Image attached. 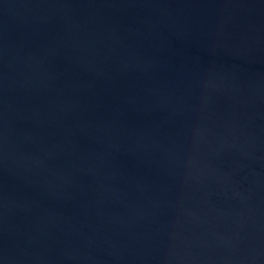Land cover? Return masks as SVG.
<instances>
[{"label": "water", "instance_id": "obj_1", "mask_svg": "<svg viewBox=\"0 0 264 264\" xmlns=\"http://www.w3.org/2000/svg\"><path fill=\"white\" fill-rule=\"evenodd\" d=\"M0 264H264V0H0Z\"/></svg>", "mask_w": 264, "mask_h": 264}]
</instances>
